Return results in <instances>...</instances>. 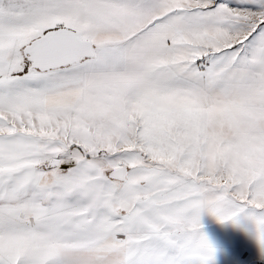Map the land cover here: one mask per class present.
Masks as SVG:
<instances>
[{
  "label": "snow or ice",
  "instance_id": "1",
  "mask_svg": "<svg viewBox=\"0 0 264 264\" xmlns=\"http://www.w3.org/2000/svg\"><path fill=\"white\" fill-rule=\"evenodd\" d=\"M0 264H264V0H0Z\"/></svg>",
  "mask_w": 264,
  "mask_h": 264
}]
</instances>
